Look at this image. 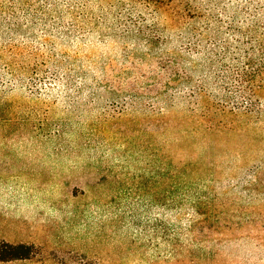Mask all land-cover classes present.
<instances>
[{"label":"rangeland","instance_id":"374dc122","mask_svg":"<svg viewBox=\"0 0 264 264\" xmlns=\"http://www.w3.org/2000/svg\"><path fill=\"white\" fill-rule=\"evenodd\" d=\"M196 223L264 264V0H0V241L36 251L0 264H177Z\"/></svg>","mask_w":264,"mask_h":264},{"label":"trees","instance_id":"16d2710c","mask_svg":"<svg viewBox=\"0 0 264 264\" xmlns=\"http://www.w3.org/2000/svg\"><path fill=\"white\" fill-rule=\"evenodd\" d=\"M263 69H259L257 72L261 73ZM193 207L196 209V212L199 216H203L200 223L204 221L215 219H220V212L216 210L217 203L213 198H206L204 193H196L194 196ZM187 196L183 197V200L187 199ZM178 203H180L178 201ZM207 208V211H206ZM211 212V215H207V212ZM212 216V217H211ZM196 224H192L189 229L191 236L189 237L191 243L183 245L181 243V235L175 229L173 232V245L172 249H169L168 252L172 255L177 264H206V261L211 257V251L207 250L206 238L198 237L195 234ZM164 240H169V236L172 233H169L166 229L163 231ZM35 248L32 245L25 243H8L5 241H0V263H7L13 261H27L32 259L35 254ZM213 255V254H212Z\"/></svg>","mask_w":264,"mask_h":264}]
</instances>
